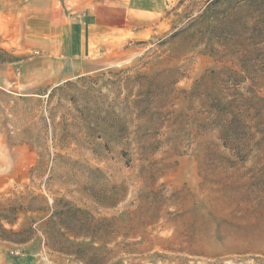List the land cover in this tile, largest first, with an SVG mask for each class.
I'll return each mask as SVG.
<instances>
[{"label":"rangeland","instance_id":"rangeland-1","mask_svg":"<svg viewBox=\"0 0 264 264\" xmlns=\"http://www.w3.org/2000/svg\"><path fill=\"white\" fill-rule=\"evenodd\" d=\"M153 3L96 71L0 80V264H264V0ZM62 204L81 228L47 239Z\"/></svg>","mask_w":264,"mask_h":264},{"label":"crops","instance_id":"crops-1","mask_svg":"<svg viewBox=\"0 0 264 264\" xmlns=\"http://www.w3.org/2000/svg\"><path fill=\"white\" fill-rule=\"evenodd\" d=\"M21 62L0 66V80L48 90L90 74L107 59L120 36L158 11L153 0H12ZM106 49V50H104ZM15 66V69L14 67ZM31 94H44L43 91Z\"/></svg>","mask_w":264,"mask_h":264},{"label":"trees","instance_id":"trees-1","mask_svg":"<svg viewBox=\"0 0 264 264\" xmlns=\"http://www.w3.org/2000/svg\"><path fill=\"white\" fill-rule=\"evenodd\" d=\"M54 221H50L49 223V227H48V232H46V238L49 239V236L51 237V231L52 233L54 232V230L56 228L59 229H63L64 231H66L67 233H63L61 234V237H65L66 234H70V228H69V221L71 218H76L75 221H73V224L71 225L72 228L78 229L81 228V221L79 219H82V213L80 210L68 205V204H62V206H60V208L56 209L54 211ZM27 233V231H23L22 233H20V236H23ZM75 238V236L77 235H73ZM80 236V235H78ZM84 236V235H83ZM91 238H93V235H89ZM62 247H60L59 249L61 250V253L69 256V257H73L75 260H78L80 262H83L82 260V256L84 255V250L78 248V247H74L72 244H70L68 242V240H64V242L61 244Z\"/></svg>","mask_w":264,"mask_h":264}]
</instances>
